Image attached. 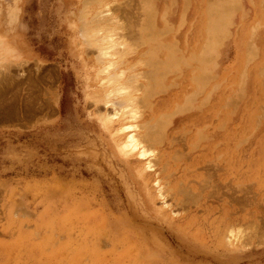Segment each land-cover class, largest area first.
Here are the masks:
<instances>
[{
  "label": "rangeland",
  "instance_id": "obj_1",
  "mask_svg": "<svg viewBox=\"0 0 264 264\" xmlns=\"http://www.w3.org/2000/svg\"><path fill=\"white\" fill-rule=\"evenodd\" d=\"M84 1L0 0V264H264V0H111L107 72Z\"/></svg>",
  "mask_w": 264,
  "mask_h": 264
},
{
  "label": "bare ground",
  "instance_id": "obj_2",
  "mask_svg": "<svg viewBox=\"0 0 264 264\" xmlns=\"http://www.w3.org/2000/svg\"><path fill=\"white\" fill-rule=\"evenodd\" d=\"M84 1V0H83ZM133 1V0H132ZM136 1V0H135ZM140 1V0H139ZM89 2V3H88ZM137 2V1H136ZM146 2V1H145ZM186 2V1H185ZM84 3L87 5V7H90L91 6V8H92V10H95V12H96V16L98 17V22H99V26H97V30L99 31V29H98V27L100 28V30L101 31H97L98 33H99V36H98V40H97V38H96V35L94 36V35H92L91 37H94L95 38V40L96 41H98L97 42V44L99 45V48H98V52H99V55L98 56H100V58L101 59H103L104 60V62H105V65H104V67H103V72L105 71V72H107L108 71V68H111V66L114 64V61H112V59L110 58L111 56L113 57V56H117V55H115V54H117V52H115L113 49H117L116 51H119L118 50V47H119V49H120V53L122 52L123 54L122 55H119V53H118V55L119 56H117V63L119 64V65H121L122 63L120 62L121 60H125L124 58H125V56L127 55H124L125 53H130V51L131 50H129L130 48H129V46H128V44L129 43H127V45H126V43L124 42L125 40H123L122 41V39H124V38H126L125 37V35L127 34V33H123V34H125L124 35V38H122L121 36H120V34H121V32H120V34L118 35V31H120V30H125V28L123 27V26H125V25H123V24H121V23H118V21H117V19H118V15L116 16H114L113 15V13H109V12H111L110 10H112V9H104V8H106L107 6L108 7H110L109 5L111 4V3H113V2H111V0H85L84 1ZM110 3V4H109ZM143 3H144V1H143ZM142 3V4H143ZM148 3V2H147ZM109 4V5H108ZM132 4V3H131ZM130 4V5H131ZM133 4H135V3H133ZM137 4H138V2H137ZM186 4V3H185ZM214 4V3H213ZM84 5V4H83ZM85 5V6H86ZM117 5V4H116ZM129 5V4H128ZM114 6V5H113ZM133 6V5H132ZM138 6H141V4L140 5H138ZM224 6H226V5H224ZM223 6V7H224ZM116 7V6H115ZM119 7V6H118ZM118 7H116V9L117 10H119V8ZM222 8V7H221ZM126 9V8H125ZM134 9H135V6H134ZM134 9H132V12H130V13H134L133 12V10ZM144 9V8H143ZM234 9V8H233ZM114 10V9H113ZM128 10H130L129 8H128ZM142 10V9H141ZM145 10V9H144ZM211 10V9H210ZM216 10V9H215ZM226 10V9H225ZM123 11H124V14H125V16H126V19H125V21L127 20V17H128V13H127V15H126V12L125 11H127V10H123V7H122V13H123ZM131 11V10H130ZM138 11V10H137ZM135 12H136V10H135ZM145 12V11H144ZM103 13H107L106 15H103ZM120 14L121 16L123 15V14ZM129 13V14H130ZM138 13V12H137ZM137 13H136V15H137ZM215 13V12H214ZM87 14V13H86ZM88 14H89V12H88ZM140 14H141V12H140ZM140 14H139V16H140ZM210 14V13H209ZM212 14V13H211ZM95 15V14H94ZM131 15V14H130ZM93 16V15H92ZM125 16H122V17H124L125 18ZM218 16V15H217ZM87 17V16H86ZM136 17V16H135ZM135 17H133V19L135 20V19H137V18H135ZM138 17V16H137ZM146 17V16H145ZM222 17V16H221ZM90 18V17H89ZM96 18V17H95ZM131 18V17H130ZM216 18V17H215ZM129 19V18H128ZM210 19V18H209ZM217 19V18H216ZM133 20V23H135V25H136V23L138 22H135ZM137 20H139V19H137ZM145 20V19H144ZM147 20V19H146ZM218 20V19H217ZM94 21V20H93ZM128 21V20H127ZM131 21V20H130ZM216 21V20H215ZM221 21V20H220ZM132 22V21H131ZM163 22H165V21H163ZM209 22V21H208ZM208 22H207V24H208ZM127 23H129V22H127ZM126 23V24H127ZM139 23V22H138ZM206 23V22H205ZM210 23V22H209ZM224 25H225V23H223ZM121 25H123V26H121ZM131 26L133 25V24H130ZM130 25H128V26H130ZM143 25V24H142ZM147 25V24H146ZM216 25V24H215ZM222 25V24H221ZM96 26V25H95ZM130 26V27H131ZM145 26V25H144ZM209 26H210V24H209ZM125 27H127V25L125 26ZM135 27V26H134ZM145 27H147V26H145ZM215 27H218V25H216ZM96 28V27H95ZM129 28V27H128ZM213 28V27H212ZM119 29V30H118ZM127 29V28H126ZM130 29V28H129ZM129 29H127V31L129 30ZM142 29V28H141ZM207 29H208V27H207ZM216 29V28H215ZM96 30V29H95ZM102 30H103V33H102ZM118 30V31H117ZM212 30V29H211ZM130 31V30H129ZM134 31V30H133ZM132 29H131V32L129 33L128 32V34H130V35H128V36H131L132 34ZM137 31V30H136ZM125 32H126V30H125ZM134 33V32H133ZM147 33V32H146ZM139 34V33H138ZM210 34H212V33H210ZM12 36H14V39H15V41H16V43H18L17 42V40H19L18 39V37L17 36H15V35H12ZM123 36V35H122ZM215 36V35H214ZM219 36V35H218ZM223 36V35H222ZM133 37H135L134 35H133ZM129 38H131V37H129ZM209 38V37H208ZM154 39V38H153ZM147 40V39H146ZM209 40V39H208ZM211 40V39H210ZM127 41V40H126ZM215 42L217 41V40H214ZM220 39H218V41L216 42V45H217V43L219 44L220 42ZM206 42H208V41H206ZM142 43V42H141ZM210 43H212V42H210ZM210 43H209V46L208 47H210ZM138 44V43H137ZM143 44V43H142ZM208 44V43H207ZM213 44V43H212ZM132 45V44H131ZM135 45V44H134ZM204 45V44H203ZM206 45V44H205ZM173 46V45H172ZM162 47V46H161ZM160 47V48H161ZM207 47V46H206ZM213 47V45H211V48ZM214 47H216V46H214ZM129 48V49H128ZM131 48H132V46H131ZM136 48V47H135ZM109 49H112V52H110L111 50H109ZM172 49H173V47H172ZM207 49V48H206ZM253 49V48H252ZM109 50V51H108ZM146 50H148V49H146ZM199 50V49H198ZM173 51V50H172ZM213 51H214V48H213ZM208 52V51H207ZM255 52V51H254ZM144 53V52H143ZM141 54V53H140ZM175 54V53H174ZM210 54V53H209ZM247 54V53H246ZM249 54V53H248ZM192 57L191 58H193V59H195L194 58V55L193 54H190ZM200 55V54H199ZM212 55H213V53H212ZM142 56V55H141ZM180 57V56H179ZM206 57V56H205ZM209 57V56H208ZM128 58V57H127ZM182 58V57H181ZM188 58V57H187ZM100 59V60H101ZM111 59V60H110ZM148 59V58H147ZM151 59V58H150ZM156 59V58H155ZM209 59H211V58H209ZM96 60H98V59H96ZM175 60V59H174ZM196 60V59H195ZM248 60V59H247ZM99 61V60H98ZM102 61V60H101ZM115 61V62H116ZM120 63H119V62ZM210 61V60H209ZM126 62V61H125ZM124 62V63H125ZM142 62H143V60H142ZM196 62V61H195ZM157 63V62H156ZM154 64V63H153ZM176 64V63H175ZM183 64V63H182ZM185 64V63H184ZM117 65V64H116ZM115 65V66H116ZM145 65V64H144ZM151 65V63L149 64V66ZM157 65V64H156ZM186 65V64H185ZM133 66V65H132ZM131 66V67H132ZM149 66H147V67H149ZM168 66H170V64L168 65ZM167 67V66H166ZM165 67V68H166ZM171 67V66H170ZM177 67H178V65H177ZM162 68V67H161ZM165 68H163V69H165ZM128 69V68H127ZM127 69H125V71H127ZM129 69H130V67H129ZM196 69V68H195ZM113 70V69H112ZM124 71V70H123ZM123 71H119V72H117L116 74H118V75H116L115 73L113 74L114 75V77H116L117 76V78L118 77H120L121 78V73L123 74ZM100 72H102V70H101V68H100ZM146 72V71H145ZM157 72V71H156ZM166 72V71H165ZM164 72V73H165ZM202 72V71H201ZM99 73V72H98ZM138 73V72H137ZM141 73V72H140ZM175 73V72H174ZM263 74V73H262ZM131 75V74H130ZM129 75V76H130ZM152 75V74H151ZM159 75V74H158ZM201 75V74H200ZM150 76V75H149ZM111 77V76H110ZM114 77H112L111 78V80H112V82L110 81V80H108L109 82H111V83H113V81H116L117 80V78H114ZM195 78H196V76H194ZM198 77V76H197ZM201 77H202V75H201ZM200 76H199V79H201V80H203L202 78H201ZM151 78V77H150ZM193 78V77H192ZM206 81H207V78H205V77H203ZM114 79V80H113ZM119 79V78H118ZM190 79V78H189ZM198 79V78H197ZM159 80H161V79H159ZM195 80V79H194ZM102 81V80H101ZM155 81V80H154ZM100 82V81H99ZM117 82V81H116ZM126 82V81H125ZM196 82H198L197 80H196ZM203 81H201V83H202ZM130 83V82H129ZM128 83V84H129ZM148 83V82H147ZM155 83V82H154ZM161 83V82H160ZM200 83V84H201ZM106 84H107V82H106ZM131 84V83H130ZM156 84V83H155ZM158 84V83H157ZM238 84V83H237ZM124 85V84H123ZM170 85V84H169ZM198 85V84H197ZM118 86H119V84H118ZM122 85H120V87H121ZM127 86V85H126ZM125 86V87H126ZM130 86V85H129ZM158 86H159V84H158ZM157 86V87H158ZM124 87V88H125ZM145 87V86H144ZM148 87H150V86H148ZM166 87H168V86H166ZM164 88V87H163ZM162 88V89H163ZM115 89H118L117 91H115ZM115 89H113L114 91L113 92H111V93H114V94H116V92L117 93H119V88H115ZM121 89V88H120ZM127 89V88H126ZM152 89H153V87H152ZM124 90V89H123ZM129 90V89H128ZM146 90V89H145ZM110 92H109V94L108 95H110ZM150 92V91H149ZM130 92H125V97H126V99H125V97L123 98L122 96V98L124 99V100H129L130 102H131V98H132V96H130L131 95V93L129 94ZM157 93V92H156ZM192 93V92H191ZM123 94V93H122ZM142 94V93H141ZM148 94V93H147ZM119 95V94H118ZM121 95V94H120ZM129 95V96H128ZM192 95V94H191ZM197 95H198V93H197ZM144 96V95H143ZM150 96V95H149ZM189 96V95H188ZM187 96V97H188ZM130 97V98H129ZM122 98H121V100L120 101H124V100H122ZM139 98V97H138ZM143 98V97H142ZM133 99V98H132ZM144 99H145V97H144ZM184 100H188V99H185L184 98ZM127 101H126V103L125 104H128L127 103ZM133 101V100H132ZM125 102V101H124ZM134 102V101H133ZM133 102L131 103V104H133ZM130 104V103H129ZM131 104H130V108H131ZM135 104V103H134ZM125 107L127 106V105H124ZM124 106H123V108H124ZM133 106V105H132ZM187 106V105H186ZM136 107H137V105H136ZM177 107V106H176ZM175 107V108H176ZM184 108V107H183ZM182 108V109H183ZM187 108H188V106H187ZM132 109V108H131ZM130 109V110H131ZM135 110V109H134ZM132 111V110H131ZM176 111V110H175ZM180 111V110H179ZM126 112H128V111H126ZM126 112H123V114H122V116L123 115H125V114H127ZM130 112V111H129ZM132 112H134V111H132ZM173 112V111H172ZM131 113V112H130ZM175 113V112H174ZM134 114H135V112H134ZM176 114V113H175ZM117 115L116 114H113L112 115V118H111V120H113L115 117H116ZM121 117V116H120ZM129 119V118H128ZM119 122H120V124H119V127H118V129L120 130L119 132H123L124 130H127V129H129V128H131V127H135L133 124H130L129 122H128V120H126V119H124L123 118V120H121V118H120V120H119ZM146 123V122H145ZM133 125V126H132ZM145 125V124H144ZM147 125V124H146ZM160 126V125H159ZM137 127V126H136ZM147 127H149V125L147 126ZM156 128V127H155ZM160 129V128H159ZM144 132H145V130H144ZM146 132H148L149 133V131H146ZM147 133V134H148ZM163 133V132H162ZM197 133V132H196ZM160 134V133H159ZM148 135H150V134H148ZM147 135V136H148ZM158 136V135H157ZM155 137V136H154ZM197 137H199V136H197ZM147 138V137H146ZM138 138H136V136H135V134H134V132L133 131H128L127 133H124L123 135H122V139H121V141L119 142V148L121 149V151L122 152H124L125 154H136V155H138V156H142L143 155V152L141 151V149L138 147V145H139V140H137ZM154 139V138H153ZM154 141V140H153Z\"/></svg>",
  "mask_w": 264,
  "mask_h": 264
},
{
  "label": "crops",
  "instance_id": "obj_3",
  "mask_svg": "<svg viewBox=\"0 0 264 264\" xmlns=\"http://www.w3.org/2000/svg\"><path fill=\"white\" fill-rule=\"evenodd\" d=\"M20 46H22V44Z\"/></svg>",
  "mask_w": 264,
  "mask_h": 264
}]
</instances>
